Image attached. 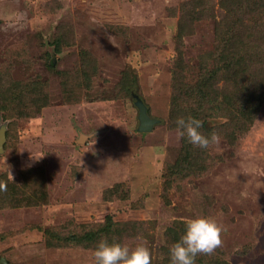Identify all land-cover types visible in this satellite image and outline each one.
<instances>
[{
    "label": "rangeland",
    "instance_id": "obj_1",
    "mask_svg": "<svg viewBox=\"0 0 264 264\" xmlns=\"http://www.w3.org/2000/svg\"><path fill=\"white\" fill-rule=\"evenodd\" d=\"M244 1L0 0V264H95L102 238L83 237L107 216L152 264H171L196 217L224 230L195 264H264V9L246 17ZM213 74L202 107L212 93L223 110L194 117ZM185 80L195 90L176 92ZM247 89L253 110L240 106ZM136 95L158 119L151 130ZM188 116L220 142L178 138Z\"/></svg>",
    "mask_w": 264,
    "mask_h": 264
},
{
    "label": "clouds",
    "instance_id": "obj_2",
    "mask_svg": "<svg viewBox=\"0 0 264 264\" xmlns=\"http://www.w3.org/2000/svg\"><path fill=\"white\" fill-rule=\"evenodd\" d=\"M203 121L192 116L180 117L176 120V135L186 138L194 147L207 149L218 144L220 136L212 132L205 136L200 129ZM42 156L31 154L30 160L38 162ZM30 166V165H29ZM11 176V173L9 172ZM12 178V176H11ZM7 185L0 183V191H6ZM223 227L210 217H196L186 222L185 233L169 250L171 264H195L198 255H211L222 246ZM95 264H152L150 249L145 243L134 247L118 242L109 243L102 238L93 252Z\"/></svg>",
    "mask_w": 264,
    "mask_h": 264
},
{
    "label": "trees",
    "instance_id": "obj_3",
    "mask_svg": "<svg viewBox=\"0 0 264 264\" xmlns=\"http://www.w3.org/2000/svg\"><path fill=\"white\" fill-rule=\"evenodd\" d=\"M261 9H264V0H245L244 1L243 14H245L246 17L247 16H250L252 14H255V10H261ZM237 22L238 23H236V21L234 22L235 24L232 26V29L230 27V33H228V38L230 39V43H232V44H237V43L240 42V39L238 38V35L240 34L239 28H238V24H241L242 21L240 22L238 20ZM230 54H232L234 56L236 62L241 63L240 57H237L238 54H236L232 50H230ZM225 59L226 58L224 57V60ZM258 64L259 65H262V68H264V58L263 57H262L261 60H259ZM222 66L219 65V69L220 70L222 69ZM216 75H217V72H216ZM216 75L213 74V75L209 76L208 77L209 80H208L207 84H205L203 86V88L200 87V86L196 87L201 92L200 94H201V98H202V100H201V103L202 104L199 103V105H198L199 109L198 110H196L197 108L195 109V111H194L195 112L194 113V117H200L199 112H200V114H203L204 113L207 116L208 115L211 116L214 112L215 113H218L220 110H223V109H220V108H216V104H217L218 99H217L216 96L214 98L212 93H211V98H210L211 100L210 99L208 100V101H211L210 107H208L207 109H205V108L202 107V105L207 100L206 96L209 94V88L211 87L212 79L215 80L216 79V77H215ZM190 85H192V84L188 80H185L184 81L183 86L180 85V83L178 82V83L175 84V90H176V92H182L183 94H186V93L189 94V92L193 91L192 89H194ZM192 86H194V85H192ZM259 86H263V85H260L259 84ZM227 93L228 94L226 96V99H229L230 98L229 95H231L232 93L230 91H227ZM247 94H248L247 97L243 101L240 102V106L242 108H244V110H246V109H250V110L252 109L253 110L252 105L250 104L251 103V100L250 99H255V97H257L258 95L256 94V92L249 93V90L248 89H247ZM136 96H138V95H136ZM214 99H215V103L212 104L214 102ZM207 110H210L209 113H207ZM226 110L228 112L227 114L232 113V111L229 108L226 109ZM38 170L40 172H39V175H38V177L36 179H40V175H42V174L44 175V170L42 171V170H40L38 168L37 169H34L32 172H29L27 175L29 177H34L36 175V173H37ZM114 188L116 189L117 186L115 185ZM115 189L112 188L111 191H114ZM44 190L45 189H43L40 194L38 193L37 198L38 197H40V199L45 198V195H46V191L47 190L46 191H44ZM29 199L30 198H28V200ZM9 200H11V199H9ZM127 224H128L127 222H122V223L115 222L109 216H107V219H106L105 223L101 226V231L95 233L94 231H89V230H91V229H89L88 232L85 233L86 235L83 237V240H85V241H94L96 238H106L109 243H112L117 238L118 239V243H120L121 241H119V239H120L119 236H120V234L122 232L121 229L124 226H126ZM48 231L49 232L50 231H53L54 232V230H52V229H48ZM58 236H60V235H58ZM68 236H70V235L61 236V238L66 240V239H68ZM102 236H104V237H102ZM73 238H74V235H73ZM197 264H199V263H197Z\"/></svg>",
    "mask_w": 264,
    "mask_h": 264
},
{
    "label": "water",
    "instance_id": "obj_4",
    "mask_svg": "<svg viewBox=\"0 0 264 264\" xmlns=\"http://www.w3.org/2000/svg\"><path fill=\"white\" fill-rule=\"evenodd\" d=\"M138 98V96H136ZM137 103L140 107V111H139V117H140V125H139V129L142 131H148L151 130L154 123L157 122V118L150 116V114L148 113L147 110V106L144 104V102L138 98ZM6 137V132H5V128L2 127L0 129V150H2V143L5 140ZM4 261V260H3Z\"/></svg>",
    "mask_w": 264,
    "mask_h": 264
}]
</instances>
